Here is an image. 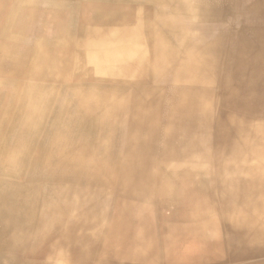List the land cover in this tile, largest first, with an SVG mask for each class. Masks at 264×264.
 I'll return each instance as SVG.
<instances>
[{
  "label": "bare ground",
  "instance_id": "bare-ground-1",
  "mask_svg": "<svg viewBox=\"0 0 264 264\" xmlns=\"http://www.w3.org/2000/svg\"><path fill=\"white\" fill-rule=\"evenodd\" d=\"M5 30L0 264H264V0H3Z\"/></svg>",
  "mask_w": 264,
  "mask_h": 264
},
{
  "label": "crops",
  "instance_id": "crops-1",
  "mask_svg": "<svg viewBox=\"0 0 264 264\" xmlns=\"http://www.w3.org/2000/svg\"><path fill=\"white\" fill-rule=\"evenodd\" d=\"M5 32H6V30L2 31L0 34L3 36V35H5Z\"/></svg>",
  "mask_w": 264,
  "mask_h": 264
},
{
  "label": "rangeland",
  "instance_id": "rangeland-1",
  "mask_svg": "<svg viewBox=\"0 0 264 264\" xmlns=\"http://www.w3.org/2000/svg\"><path fill=\"white\" fill-rule=\"evenodd\" d=\"M0 1H3V0H0ZM18 3H21V2H18Z\"/></svg>",
  "mask_w": 264,
  "mask_h": 264
}]
</instances>
